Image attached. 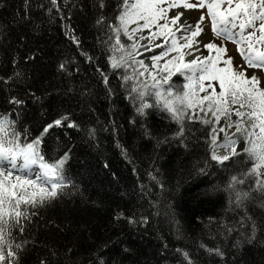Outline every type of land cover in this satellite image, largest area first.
I'll list each match as a JSON object with an SVG mask.
<instances>
[{
	"label": "trees",
	"instance_id": "1",
	"mask_svg": "<svg viewBox=\"0 0 264 264\" xmlns=\"http://www.w3.org/2000/svg\"><path fill=\"white\" fill-rule=\"evenodd\" d=\"M105 2L103 14L112 17L118 0ZM69 3L61 14H49L47 0H28L27 9L25 0H0V77L13 78L0 84V112L13 111L12 96L24 100L16 109L17 127L27 128L30 139L63 115L79 125L51 128L43 137L47 159L71 149L65 165L71 183L28 226L26 236L33 243L22 254V264H39L41 258L59 264H182L178 248L188 251L195 264H264V210L247 207L258 229L248 244L240 235L248 228L238 222L243 211L228 210V193L222 190L244 165L225 170L213 162L202 174L208 149L200 131L187 133V147L172 139L158 144L175 125L159 112L146 120L135 117L111 74L115 95L108 97L96 71L106 65V48L98 39L102 32L95 23L100 9L96 0ZM81 50L94 62L86 61ZM133 117L138 123H129ZM142 125L151 129V139ZM89 129H95L94 138L87 135ZM150 171L163 189L149 180ZM141 185L151 188L149 196L142 194ZM149 200L157 202L159 215ZM143 216L147 224L140 222ZM129 218L137 222L129 223ZM223 225L239 231L227 234ZM238 239L242 243L233 247ZM200 243L220 247L224 259L209 255Z\"/></svg>",
	"mask_w": 264,
	"mask_h": 264
},
{
	"label": "snow or ice",
	"instance_id": "2",
	"mask_svg": "<svg viewBox=\"0 0 264 264\" xmlns=\"http://www.w3.org/2000/svg\"><path fill=\"white\" fill-rule=\"evenodd\" d=\"M96 4L100 15L95 23L102 32L98 39L106 48L105 68L98 66L96 71L108 97L115 95L111 74L119 81L123 99L135 117L146 120L152 112H159L162 119L174 124L171 136L158 144L172 139L187 147V133L202 132L199 139L208 149L205 167L199 169L202 174H208L206 169L213 162L225 170L244 165L229 176L222 190L228 193V210L243 211L238 222L248 233L240 235L252 244L258 229L247 207L254 204L264 210V0H118L112 17L103 14L105 0H96ZM47 5L49 14H61L65 6H72L69 0H47ZM188 10L200 12L195 23L186 18ZM208 33L213 37L209 42L197 39ZM70 38L79 48V39ZM229 43L235 46V56L228 55ZM80 54L94 62L87 52L81 50ZM65 68L60 65L62 71ZM12 79L0 77V84ZM8 102L15 106L13 111L0 112V264H22V254L33 243L26 236L28 226L71 183L65 175L71 149L47 159L41 149L43 137L51 128L79 125L63 115L30 139L27 128L17 127L16 109L25 101L12 96ZM135 117L129 123H138ZM142 126L151 139V129ZM87 135L94 138L95 129H89ZM118 147L126 155L123 146ZM148 177L163 189L153 172ZM140 187L143 195L151 194V188ZM149 203L157 208L156 201ZM156 214H160L158 208ZM136 222L129 218V223ZM140 222L147 224L148 217H141ZM223 227L227 234L239 231ZM241 243L238 239L233 247ZM199 248L224 259L220 247L200 243ZM176 251L183 257L182 264H195L188 251ZM50 255L57 253L50 250ZM39 264L59 261L41 258Z\"/></svg>",
	"mask_w": 264,
	"mask_h": 264
},
{
	"label": "rangeland",
	"instance_id": "3",
	"mask_svg": "<svg viewBox=\"0 0 264 264\" xmlns=\"http://www.w3.org/2000/svg\"><path fill=\"white\" fill-rule=\"evenodd\" d=\"M199 15H200V12L197 10H188L185 12L186 18L191 23H195V21L198 19ZM197 39L202 40L204 43H207V42H209V40L213 39V37H212L211 33H208L207 35H201L200 37H197ZM217 43H220V41H217ZM227 47L229 49L228 55L235 56L236 55L235 46L232 45L231 43H229L227 45ZM203 54L206 55L208 53H207V51H205ZM240 62L241 61H239V60L235 61V63H240ZM146 63H147V61H146ZM252 71H257V74H259L258 70L249 69V72H252Z\"/></svg>",
	"mask_w": 264,
	"mask_h": 264
}]
</instances>
